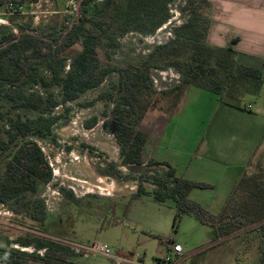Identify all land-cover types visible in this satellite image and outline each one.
Masks as SVG:
<instances>
[{
	"label": "rangeland",
	"instance_id": "1",
	"mask_svg": "<svg viewBox=\"0 0 264 264\" xmlns=\"http://www.w3.org/2000/svg\"><path fill=\"white\" fill-rule=\"evenodd\" d=\"M79 1L28 0L25 2V14L0 19V27H4L0 31V38L8 31L18 33L22 27L29 25L32 28H46L57 18L70 25L78 17ZM189 1L172 0L167 6L166 20L158 29L157 23L165 17V13L159 10H146L135 21H129L132 28L127 32L123 31L124 20L119 21L111 32L118 46L101 48V62L126 68L146 60L156 47L172 41L176 36L175 30L188 21L191 15V9L187 6ZM192 1L193 10H207L204 0ZM93 7L92 4L90 9L93 10ZM81 50L80 42L63 54L69 58L68 64ZM37 69L39 78H50L45 67L37 66ZM161 73L171 75L173 82L170 88L177 84L176 79H182L178 70L166 67L153 68L152 81L156 79L163 83L164 76ZM169 76L165 78L169 80ZM118 81V73H113L99 87L82 94L78 100L58 106L50 115H43L45 121L39 123L38 127L44 136H33L31 140L44 153L52 169V179L39 183L34 193L27 192L6 204H0V243L26 251L17 242L20 238L49 239L53 236L81 246L106 245L112 257L135 261V256L140 255L146 261H153L157 256H165L168 247L175 242L183 246L184 257H188L190 264H261L260 240L253 231L254 226L221 237L194 215H187L174 227L176 208L173 202L162 205L148 197L134 199L140 182L146 190L152 191L156 186L148 179L154 173L162 175L166 170L148 164L131 167L121 165L120 146L112 131L104 126L105 112L109 114L113 105L97 100L100 94L113 89ZM189 89L180 105L169 113L171 98L157 91L145 117L148 123L160 118L164 125L168 124V128L160 136L151 132L147 152L150 148L152 152L156 151L157 160H169L178 177L188 180L196 178L198 182L212 185L209 189H196L190 199L211 214L218 215L227 202L225 197L234 191L235 183L232 186L219 185L214 190L218 180L212 175L196 173V170L201 159L212 158L210 139L218 125L217 120L223 115L222 109L225 111L230 108H226L219 97L211 92L193 86ZM24 90L27 93L45 92L41 85L33 83ZM49 91L57 98L61 97L60 88L51 87ZM252 101L253 96L248 95L242 105L248 106ZM1 107L6 113L5 119L0 121L3 129H7L10 120L18 116L31 121H38L41 117L34 110H12L10 103L4 100H1ZM158 110L162 113L159 114ZM93 117L97 118V124L87 129L85 123ZM146 127L144 122L143 129L141 126L140 129L146 132ZM5 164L0 154V171L4 170ZM258 165L264 168V146L253 159L250 172ZM204 167L206 165L203 164L199 169ZM229 171L233 173V170ZM230 177L235 179V173L234 177ZM218 195V202H214ZM42 215L45 216L44 222L39 220ZM29 249L26 252L37 251L34 247ZM79 259L80 256L73 257L74 261ZM88 262L119 264L116 259L94 253ZM0 264H4L2 255Z\"/></svg>",
	"mask_w": 264,
	"mask_h": 264
},
{
	"label": "trees",
	"instance_id": "2",
	"mask_svg": "<svg viewBox=\"0 0 264 264\" xmlns=\"http://www.w3.org/2000/svg\"><path fill=\"white\" fill-rule=\"evenodd\" d=\"M26 1L20 0L22 3ZM171 1L83 0L77 11L78 17L70 25L57 18L46 28L29 25L18 33H3L0 38V121L6 115L1 100L9 102L12 110H34L41 117L38 121H31L18 116L10 120L7 129L0 126V154L6 162L4 170L0 171V204L27 192L34 193L39 183L52 179V169L44 153L31 140L33 136H44L38 127L45 121L43 115H50L58 106L78 100L82 94L99 87L108 76L118 73V83L100 94L97 100L113 105L109 114L105 112L104 126L112 131L120 146L121 165L148 164L166 170L162 175L154 173L148 179L156 189L148 191L140 182L133 197H148L162 205L173 202L176 208L174 227L187 215H194L221 237L254 226L253 231L260 240V262L264 264V168L261 165L240 179L223 211L214 215L190 199L194 189H209L212 185L178 177L167 162L146 163L143 156L148 135L140 125L158 93L151 78L153 68L173 67L182 75L174 87L160 92L171 98L167 113L176 108L188 86L211 92L222 104L239 110H246L242 105L246 96L259 95L264 86V73L239 64L232 47L220 48L208 42L210 2L204 0L207 10L198 12L191 8L193 1L190 0L187 6L191 15L175 30V38L156 47L141 63L118 68L101 62V48L118 46L111 32L119 21L124 20L123 31L127 32L132 28L129 21H135L146 10H159L165 13V17L157 23L158 29L166 20L167 6ZM92 4L93 10L90 9ZM3 30L4 27H0V31ZM80 42L82 50L68 64L69 58L63 54ZM37 66L45 67L50 78H39ZM31 83L41 85L45 92L27 93L24 88ZM51 87L61 89L60 98L49 91ZM96 124L97 118L93 117L85 127L91 129ZM39 220L44 222L45 216H40ZM17 242L21 247H34L37 251L29 253L0 243L4 264H79L73 260L75 254L70 247L57 238H20Z\"/></svg>",
	"mask_w": 264,
	"mask_h": 264
},
{
	"label": "crops",
	"instance_id": "3",
	"mask_svg": "<svg viewBox=\"0 0 264 264\" xmlns=\"http://www.w3.org/2000/svg\"><path fill=\"white\" fill-rule=\"evenodd\" d=\"M208 1L211 4V24L208 42L220 48L232 47L237 53V62L239 64L259 69L264 73V0ZM233 42L234 44H232ZM190 87L192 86L185 88L182 97L184 94L186 96ZM181 99L178 106L182 101ZM253 100V103L243 106L246 110H239L229 106L226 108L230 109H225V111L222 109L223 115L217 120L218 125L210 139L213 150L212 158L201 159L198 163L196 173L212 175L218 180L214 184V190H217L219 185H222V187L225 185L232 186L235 183L234 190L240 179L250 173L253 159L264 146V86L259 95L253 96ZM218 110H221V107H218ZM158 113L160 114L162 111L158 110ZM144 122L147 125L145 133L148 135L143 151L145 161L167 162L170 165L171 162L169 160H157L156 151L152 152L149 148V152H147L152 135L151 132L160 136L161 132H166L168 124L164 125L160 118L148 123L145 117L140 125L142 129ZM203 164L206 167L199 169ZM229 169L233 170V173ZM234 173L235 179H232L230 176L234 177ZM189 179L198 181L196 178ZM195 190L191 192L190 196L194 194ZM232 193L230 196H226L227 198L225 197L226 200H224L228 202ZM219 198V195L215 197L214 202H218ZM227 202H225L223 209ZM90 258L91 256H80V261L75 260V262L91 264L88 262ZM135 258V261L122 257L109 259H116L119 264H155L157 259L146 261L140 255H136ZM31 264L44 263L32 262ZM179 264H190L188 263V257H183Z\"/></svg>",
	"mask_w": 264,
	"mask_h": 264
},
{
	"label": "built area",
	"instance_id": "4",
	"mask_svg": "<svg viewBox=\"0 0 264 264\" xmlns=\"http://www.w3.org/2000/svg\"><path fill=\"white\" fill-rule=\"evenodd\" d=\"M31 6L32 3H31ZM25 14V3L20 2V0H0V19L5 18L9 19L11 17H17ZM38 18V16H37ZM68 68V67H67ZM69 69V68H68ZM163 77V81L166 83H159L158 80L154 79L153 81V87L156 91L162 92L167 89H169L171 86V83L173 82V79L171 75L169 76L168 74H160ZM169 76V80L166 79L165 77ZM153 80V76H152ZM180 79H176V83H179ZM66 243L71 251L77 256L81 257H88L91 256L92 253L102 255L107 258H112L111 252L109 248L106 245H101V244H94L92 247H87V246H81L75 243H71L68 241H64ZM41 254H43V251H40ZM184 257V249L183 246L172 242L168 252L166 253L165 256L159 257L156 259L155 264H179L182 258Z\"/></svg>",
	"mask_w": 264,
	"mask_h": 264
},
{
	"label": "water",
	"instance_id": "5",
	"mask_svg": "<svg viewBox=\"0 0 264 264\" xmlns=\"http://www.w3.org/2000/svg\"><path fill=\"white\" fill-rule=\"evenodd\" d=\"M82 2H83V0H80V1H79V5H78V9H77V11L79 10L80 5H81Z\"/></svg>",
	"mask_w": 264,
	"mask_h": 264
},
{
	"label": "bare ground",
	"instance_id": "6",
	"mask_svg": "<svg viewBox=\"0 0 264 264\" xmlns=\"http://www.w3.org/2000/svg\"><path fill=\"white\" fill-rule=\"evenodd\" d=\"M106 195H110V194H106ZM26 251L30 250L29 248H25Z\"/></svg>",
	"mask_w": 264,
	"mask_h": 264
}]
</instances>
